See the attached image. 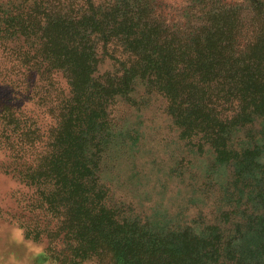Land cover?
Masks as SVG:
<instances>
[{"label":"trees","instance_id":"trees-1","mask_svg":"<svg viewBox=\"0 0 264 264\" xmlns=\"http://www.w3.org/2000/svg\"><path fill=\"white\" fill-rule=\"evenodd\" d=\"M0 42L52 117L43 131L0 103V143L30 188L26 236L48 259L264 264V0L0 1ZM137 91L169 117L186 172L205 154L229 171L216 207L191 204L168 231L129 218L94 171L98 137Z\"/></svg>","mask_w":264,"mask_h":264},{"label":"rangeland","instance_id":"rangeland-1","mask_svg":"<svg viewBox=\"0 0 264 264\" xmlns=\"http://www.w3.org/2000/svg\"><path fill=\"white\" fill-rule=\"evenodd\" d=\"M14 67L15 57H10L0 42V103L13 105L43 131L49 130L52 117L40 110L37 99L26 92L28 85L34 86L33 81L18 86L21 73ZM101 68L109 69L110 63L106 61ZM139 92L133 95L137 105L123 99L116 105L117 124L96 141L94 171L109 190L112 202L125 208L129 218L137 215L148 220L152 229L168 231L185 220L181 216L191 204L197 208L207 202L214 206L215 198L224 192L222 182L229 171L216 168L210 172L212 158L205 154L193 155L190 172H186L180 161L188 153L177 133L168 129L169 117L159 110L155 100L142 102ZM13 160L0 143V264H56L46 256L47 240L35 241L26 236L28 211L23 196L30 188ZM184 177L192 180L187 190ZM185 191L192 200L180 203ZM82 264L114 261L110 256H94Z\"/></svg>","mask_w":264,"mask_h":264}]
</instances>
